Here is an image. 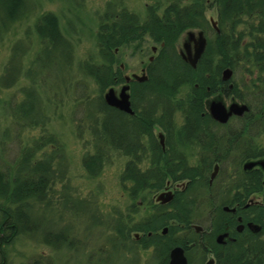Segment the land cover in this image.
Instances as JSON below:
<instances>
[{
    "label": "trees",
    "instance_id": "trees-1",
    "mask_svg": "<svg viewBox=\"0 0 264 264\" xmlns=\"http://www.w3.org/2000/svg\"><path fill=\"white\" fill-rule=\"evenodd\" d=\"M30 2L0 0V46L14 24L35 17L24 37L12 45L0 74V90L16 86L21 79L26 80L20 88L23 94L20 101L11 98L3 102L14 126L4 129L6 135H2L1 141L11 139L19 143L18 155L12 161L0 157V254L3 256L6 243L20 234L32 237L28 220L38 205H44L40 196L60 199L65 192L75 196L71 184L66 182L70 169L66 145L50 130L55 112L69 103V98H73L81 114L77 121L78 136L83 139L85 133L89 134L82 156L88 176H100L116 156L126 155L129 159L121 180L133 201L152 203L151 197L164 188L168 180L176 182L190 178L201 182L208 178L205 172L200 173L192 166L188 148L201 144L206 152L211 149L206 145L210 133L205 124L207 118L202 116L211 95L234 96L250 107L244 119L243 135L235 133L236 125H233L232 132L227 135L231 140L222 141L228 146L227 152L243 150L240 162L263 155L264 151L258 149L257 137L264 132V0H171L162 13L156 12L161 8L156 4L147 6L144 19L124 5L108 2L106 10L97 13L98 29L94 33L97 51L83 61H78L76 41L68 32L70 28L74 34L81 33V30H74L72 19L65 29L58 14L44 11L36 16L35 4ZM211 7L217 12L219 32L206 21V11ZM78 19L83 21L82 17ZM209 27L214 36L205 57L196 68L184 63L177 56L173 43L188 28L208 30ZM146 34L156 41H164L165 52L151 71L146 86L133 88L136 114L129 116L109 106L103 93L116 83L110 61L115 49L143 40ZM34 39L37 49L33 59L27 62ZM47 54L50 57L45 66L43 56ZM36 66L42 67L45 77L36 75ZM239 66L245 68L249 79L241 87L233 77L234 86L230 88L229 82L222 80V71L232 67L235 72ZM89 79L93 80L96 90L90 88ZM184 87L189 88L186 94L180 93ZM144 92L146 96L143 97ZM177 113L181 114L183 125H177ZM156 122L162 123L170 140L165 150L152 133V124ZM29 129H40L41 135L24 143L21 136ZM14 130L16 135L12 133ZM199 161V169L210 162L207 157ZM263 180V172L240 168L233 179L227 176L226 192L222 191V195L228 199L233 190L246 195L264 191ZM79 198L91 205L95 218L90 220L89 226H84L80 238L75 231L74 218L85 222L90 216L72 213L67 208L72 214L62 219L65 231L56 236L61 237L62 248L76 251L86 238L102 235L101 245L87 254V263L115 264L130 260L132 264H141V250L153 247L145 264H168L172 247L182 245L188 250L190 264H204L198 244L189 247L188 243L194 236L191 223L197 222L209 207H198L186 192L179 190L172 204L157 206L153 213L139 220L134 217L139 212L138 204L131 205L133 216L128 219L119 207L110 213L101 212L93 192ZM68 222L73 224L69 231L66 230ZM165 225L170 226L168 234L148 235L150 230L156 232ZM135 231L144 232L141 240L136 241L132 236ZM54 241L55 238L49 236L43 242L56 248ZM213 252L215 264H264V227L260 234L227 247L215 246Z\"/></svg>",
    "mask_w": 264,
    "mask_h": 264
},
{
    "label": "rangeland",
    "instance_id": "rangeland-1",
    "mask_svg": "<svg viewBox=\"0 0 264 264\" xmlns=\"http://www.w3.org/2000/svg\"><path fill=\"white\" fill-rule=\"evenodd\" d=\"M171 0H31L30 4L36 8V16L44 11H52L60 16L63 28H68V21L72 19L74 23V30H81L80 34L69 33L72 35L76 41V55L78 61L86 60L91 54H95L97 49L95 48V37L94 33L98 29V14H102L107 7L108 2H112L116 5H124L129 10L136 12L142 18L145 17L147 6L150 4L160 6V12L167 6ZM116 7V6H115ZM207 17L217 18V12L214 8H209L206 11ZM78 17H82L83 21H79ZM35 17L29 20H24L14 24L12 31L7 35L3 45L0 46V74L2 73L4 64L6 63L12 45L16 40L23 38L25 31L33 25ZM183 37V36H182ZM179 37L178 42L180 46H183L184 38ZM34 48L30 51L28 55L30 58L26 61L33 59L34 53L37 49V43L34 39ZM156 43L149 37L143 40L133 42L127 47H122L119 50V57L121 58V64L125 66V73H138L141 74V68L148 61V56L151 53L152 47ZM50 54L43 56V65H47L49 61ZM29 64V63H28ZM37 76H46V72L41 66H36L34 68ZM234 80L240 84L242 87L249 79L247 72L244 67H238L234 72ZM91 80V79H89ZM26 84L25 79H21L19 83L9 89L0 90V157L6 161H12L19 152V143L16 141H11V139L6 140L2 143V135H6L5 128L14 126L11 116L7 113V107H4V100H9L12 98L15 101H20L23 94L20 92L21 86ZM46 82L44 86H46ZM90 88L96 90L93 80L88 82ZM120 88L119 86H117ZM93 90V91H94ZM189 91L188 87H184L180 93L186 94ZM220 95V96H219ZM223 96V95H222ZM14 97V98H13ZM226 102L229 104L233 96H223ZM223 99L221 94L211 95L209 100L213 99ZM64 106L55 112L50 123V130L58 134V136L64 141L66 145L67 152L70 158L69 173L66 176V182L71 184L75 196L65 192L63 197L60 199L52 198H42L44 205H36L37 207L31 212L28 220L29 227L32 230V237L20 234L14 238L9 243L3 246L6 250L4 256L0 254V263L3 264H89L88 255L95 251L96 247H99L102 243L103 236L99 234H93L90 240L86 238L84 245L78 244L80 247L76 248V251H70L66 248H62L64 245L61 241V237L58 238L56 234L64 233L65 227L63 226L62 219L68 217L70 214L75 213L78 215L85 214L90 216L88 221L79 220V218H74L75 231L78 232V236L81 238L83 234L84 226L90 225V220L95 218V213L87 202H83L79 197L85 198L89 196V193H94V198L100 204L101 212L110 213L113 212L115 207H119L124 213H127V207L129 204H138L139 209L134 217L135 219H141L142 217L148 215L150 207L143 212L144 207L140 205L141 200L133 201L122 185L121 174L124 170L125 164L128 161L126 155L116 156L111 164L107 165L100 176L96 178H90L82 164V156L86 151V141L89 134L83 136L81 139L77 134V121L80 118V110L76 109L74 105L73 98H69ZM176 120L178 126L182 122V117L180 113H177ZM235 125V124H234ZM161 129L158 128V131ZM14 135L17 131L14 130ZM41 135L40 129H29L23 132L22 138L24 143L30 142ZM14 139V138H13ZM258 149L264 151V132L257 137ZM191 164L194 162L193 158L190 159ZM130 185V183H128ZM61 185L58 184L57 188ZM165 190H163L164 192ZM162 192V191H161ZM154 194L151 199L157 201L156 195ZM79 196V197H76ZM150 201H147L149 203ZM206 196L201 202H197L198 207L204 208L206 203ZM70 208L71 212L67 211ZM151 214V213H150ZM131 216L133 213L131 211ZM200 220V218H199ZM67 219L65 220V222ZM80 221V222H79ZM69 223V222H68ZM73 224L69 223L66 230H71L69 227ZM78 229L79 231H77ZM82 233H79V232ZM55 238V247L43 242L46 237ZM85 238V236H84ZM43 240V241H39ZM77 244V240L73 241ZM151 249L141 250V264H145L148 255H150ZM122 262V261H121ZM121 262H115V264H120ZM121 264H132L130 260H126Z\"/></svg>",
    "mask_w": 264,
    "mask_h": 264
},
{
    "label": "flooded vegetation",
    "instance_id": "flooded-vegetation-1",
    "mask_svg": "<svg viewBox=\"0 0 264 264\" xmlns=\"http://www.w3.org/2000/svg\"><path fill=\"white\" fill-rule=\"evenodd\" d=\"M156 12L162 13L160 12V9L156 10ZM146 13H147V9H146ZM144 18L145 17L143 18L141 17V19ZM211 19H212L211 17L209 18L206 15V21L207 22L209 21L208 24H210L213 27L211 23ZM213 29L216 31L214 27ZM200 31H203L207 38V47L205 52L200 57L198 61L199 63L202 60V58L205 57L206 51L209 46V41L214 36L213 30H211L210 27L208 30H204L203 28H188L180 36V37L183 36L182 39L184 38L183 46H180L178 40L173 43L177 56H179L184 63L190 66L192 65L183 57V52L186 53L185 44H188L190 51L192 52V54H194L196 41L199 39L198 33ZM190 32L194 34L192 38H190ZM146 37L149 36L146 34L143 39H145ZM149 38L153 40L156 44L151 49V53L148 56L147 63L143 65V67L141 68V74L135 72L130 74L125 73L124 71L125 66L124 64H121V58L119 57V50L121 49V47L115 49L114 51L115 56L110 60L111 65L113 66L116 73L114 75L116 83L110 87H113L115 89L116 95L119 96L122 87L125 85L129 86L127 92L129 93V99L131 101V107L133 108L134 113L123 111L129 116H133L136 114L135 105H134L135 95L133 88L138 85H140V87L142 88L146 86L145 83L149 80V76H151V71L157 67L158 62L160 61V59L162 58L165 52L163 51V47H165L164 41H156L152 37ZM166 50H168L169 53L171 52L170 48H167ZM117 86H119L120 88H118ZM144 94L146 96V93L144 92L143 97ZM222 95L227 97V95L225 94ZM222 95L221 97L223 98L225 103H227ZM231 99L232 102L234 101L235 97L233 96ZM116 109L120 110L118 108ZM248 112H246L241 116L234 115L231 117V119L228 122L223 123L214 119V117L210 112L209 105L206 104L204 106V112H202V116L207 118L205 124L210 133H209V137L206 138V145H209L211 149L208 150V152H206V150H204V145L194 144L191 145L190 148H188L190 151L188 152L190 153V159L193 158L194 160L192 166L197 167L198 172L200 173L205 172L208 178L201 182L199 181L194 182L190 178H186L176 182H173L172 180H168L164 188H162L159 191V193L161 191L163 192V190L172 191L174 196L170 202H166V203L159 201H153L152 203L140 202V205H142L143 207L146 206L144 207V210L142 209L143 212H145L150 207V211H151L150 213H153L154 209L156 210L158 208L157 206L172 204L179 190L186 192V194L189 195L191 201L194 204L195 202L198 203L201 202V200L204 199V196H206L207 202L205 203V206L209 207V209L208 210L205 209L206 211L202 213L200 220L191 223L190 226L194 233V236H193V241L188 243L189 247L198 244L196 246H199L200 252H202V255L204 256L203 257L204 264H206L207 260L210 258H214L216 263V256L213 252L215 246L227 247L232 244H236L248 236L260 234L264 227V191L253 192L250 195H246L237 190H233L229 192L228 199H225L224 196L222 195V191L226 192L225 185L227 184V176L232 177L233 179L239 173L240 168L244 171H254V170L261 171L263 172L264 175V169L260 165H255L251 169L244 168V164L247 161H257L264 159V153L263 155L257 158H251L247 161L240 162V160L242 159L243 150L238 153L237 152L235 153L233 151L231 153H228L227 144L222 142L224 139H226L227 141L231 140V138H229L227 135L228 133L232 132L231 126H233L234 124L236 125L235 133H237L239 136L243 135L244 125L246 124V121L244 119L247 117ZM152 125H153L152 133L154 134V137L158 140V143H160L163 150H165L170 140L167 139V134L163 131L162 123L156 122ZM180 125H183V122H181ZM158 128H160L161 130L158 131L157 134L156 130ZM174 132L175 134L177 133L176 130ZM160 133H163L164 143H162L161 141ZM202 151L205 152L206 154L203 155ZM185 156L186 155L184 154V157ZM205 157L209 159L210 161L209 165L199 169L201 162L199 161V159L201 158L202 160ZM214 172H216V175L212 179V174ZM126 215L128 216V219H131V204H129L127 207ZM156 215L158 216L159 214L156 213ZM145 217H147V215ZM255 226L259 227L258 231L253 229V227ZM169 232H170V226L165 225L161 227V229L159 228L156 232L150 230L148 232V235L149 236H152L154 234L162 235V234H168ZM143 235H144L143 231L132 232V236L136 239V241L141 240ZM260 236L263 239V235ZM189 240L190 239H188V241ZM206 241L208 244L206 243ZM211 242H213V244ZM149 249L152 250L153 247H150ZM187 253L188 250H186V255ZM169 258H170V253H169ZM188 261L190 264L189 257H188Z\"/></svg>",
    "mask_w": 264,
    "mask_h": 264
},
{
    "label": "water",
    "instance_id": "water-1",
    "mask_svg": "<svg viewBox=\"0 0 264 264\" xmlns=\"http://www.w3.org/2000/svg\"><path fill=\"white\" fill-rule=\"evenodd\" d=\"M212 24L215 26L217 31L220 29L217 25V21L212 18ZM199 39L196 41L195 52H192L189 49L188 44H185L186 53L183 52V57L187 60L194 68L197 67L198 61L202 54L205 52L207 47V38L203 31L199 33ZM194 34L190 32V38H192ZM234 74V70L232 67H226L222 71V80L229 82L232 80ZM233 82H230L229 87L233 88ZM129 89L128 85L122 87L120 95H116L115 89L113 87L109 88L105 92V100L107 104L110 106L116 107L122 111H126L129 113H134L133 108L131 107V101L129 99V93L127 92ZM210 112L214 119L220 122H228L232 116L234 115H243L250 110V107L245 102L233 101L229 105H227L222 99L216 98L209 102ZM160 138L162 143L163 141V133H160ZM255 165H260L264 169V159L257 161H247L244 164L245 169H251ZM216 172L212 174V179L215 177ZM173 192H163L158 197L157 200L162 201L164 203L170 202L173 199ZM254 230L258 231L259 227H253ZM214 259H210L207 264H213ZM169 264H189L188 257L186 256V250L182 245L174 246L170 251V260Z\"/></svg>",
    "mask_w": 264,
    "mask_h": 264
}]
</instances>
